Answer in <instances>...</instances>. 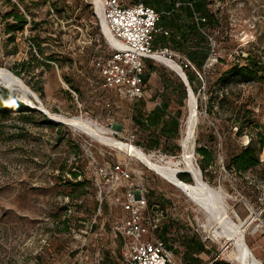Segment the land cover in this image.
I'll list each match as a JSON object with an SVG mask.
<instances>
[{"label": "rangeland", "instance_id": "374dc122", "mask_svg": "<svg viewBox=\"0 0 264 264\" xmlns=\"http://www.w3.org/2000/svg\"><path fill=\"white\" fill-rule=\"evenodd\" d=\"M122 1L132 4L137 0ZM206 1L208 18L204 21L211 22L198 23L199 15H195L197 31L192 33L188 48L180 50L170 38L164 44L181 54L173 57L182 65L190 58L189 52L197 51L198 56L209 50L203 84L196 79L192 86L200 120L194 146L189 145L188 150L200 168L196 148L204 144L212 149L215 162L202 171L204 179L223 190L233 219L247 222L244 240L264 262V229L260 228L264 223V213L260 215L264 148L258 146L263 160L245 172L236 173L227 166L230 157L251 137L258 142L257 133L264 135V74L248 82L237 77L217 80L233 62H246L248 55L264 70V0ZM13 4L30 22L23 30L8 32V22L14 20L5 14ZM95 5V0H0V67L20 80V85H15L0 76V85L12 91L7 98L14 95L31 109L20 118L0 117V264H125L120 238L113 232L128 214L116 201L125 191L122 188L112 194L105 182L108 192L102 199L97 185L87 182V177H93L95 183L96 176L105 181L108 165L117 160L131 162L134 176L149 190L147 196L168 209L163 221L169 225L170 245L182 262H194L198 257L199 264H211L215 259L218 264H237L227 258L235 247L234 240L225 233L220 241L214 240L206 212L182 189L126 149L104 144L80 128L51 118L53 113L91 116L122 142L133 133L148 154L184 165L185 83L172 68L153 59L154 72L149 74L144 106L137 108L115 88L104 85L96 55L107 49ZM212 40L218 59L206 65ZM32 54L36 66L30 71L19 63ZM15 70H20L21 76ZM158 103L167 104L166 116L178 117V135L166 138L159 128L135 120L141 115L145 118ZM233 111L239 113V121ZM241 123L245 126L238 135L237 125ZM73 170H79V179H85L86 186L73 183ZM239 193L247 197L254 210ZM200 243L208 247L205 252L197 247Z\"/></svg>", "mask_w": 264, "mask_h": 264}, {"label": "built area", "instance_id": "2783aa9c", "mask_svg": "<svg viewBox=\"0 0 264 264\" xmlns=\"http://www.w3.org/2000/svg\"><path fill=\"white\" fill-rule=\"evenodd\" d=\"M179 5L180 2H176V6ZM169 12L160 11L143 1L126 4L122 0H104L100 15L95 5V14L99 19V27L107 49L104 53L96 55L97 64L104 77V85L117 87L121 94L131 100L146 97L144 88L146 60L155 59L156 53L181 57L180 53L170 50L168 46L156 43L159 35L170 33V28L161 23L163 14ZM211 46V56L206 65L218 59L216 42L212 40ZM190 65L191 62L187 59L182 66L184 68ZM126 142H132L135 147L143 149L135 143L133 133L127 137ZM128 154L132 155L130 152ZM108 168L103 176L105 181L96 176L95 184L102 199L108 192L104 188L105 182L110 186L109 191L112 194H118L122 188L125 191L123 197L117 196L116 201L128 214L121 224L113 227L115 237L120 238L121 254L125 264H183L173 247L157 234V229L161 226L168 209L159 203L150 205L147 196L149 190L143 181L134 176L131 162L113 161ZM239 194L254 210L247 197ZM260 208L261 215L264 213V201H261ZM260 228L264 229V223H261Z\"/></svg>", "mask_w": 264, "mask_h": 264}, {"label": "trees", "instance_id": "16d2710c", "mask_svg": "<svg viewBox=\"0 0 264 264\" xmlns=\"http://www.w3.org/2000/svg\"><path fill=\"white\" fill-rule=\"evenodd\" d=\"M138 1H143L144 3L151 5L160 11H170L169 13H164L161 18V23L170 28V33L168 35H165V34L159 35L156 41V43L160 42V44H162L163 46H167L164 44V41L170 38L169 40L173 44L177 45L180 48V50L183 51L188 48L189 46L188 42L192 36V33L194 31H197L196 25L194 22L195 15H199V20H201V21H198V23L207 24L211 22L210 19L208 21L203 20V18L205 19L208 18L205 15L207 14L206 12L207 1L206 0H137L135 2H138ZM178 1L180 2V5L176 6V2ZM186 1L189 2L190 5H187ZM5 15L7 18L10 17L14 20L13 23L8 22V25H7L8 32H11L14 30H23L25 25H27L30 22L26 14L20 11L18 7L16 6V4H13V9L8 11ZM31 24H32V28H35L34 26L35 22L33 20H31ZM36 45L40 48L39 43H37ZM208 52L209 50L205 49L204 51L200 52L201 55H198V56H197V53H198L197 51L189 52L190 58H188V60L191 62L190 67H193V70L191 72L190 67H188L186 70V74L189 79V83L191 87L193 86V83L195 82L196 79L200 80L201 84H203V81H204L203 65L208 55ZM245 58H246V62L244 63L239 62V61L233 62V64L227 70L221 73V75L218 77L217 80H223L227 77L230 80L233 77H237L238 80L240 81L248 82V81L254 80L256 77H258V74L260 73L262 74L261 75L262 77L264 74V70L262 69L259 61L255 60L253 57H251V55H248ZM35 61H36V57L34 54H32L30 59L23 60L22 62L19 63V65H21L22 67H28V69L31 71L36 66L35 63H33ZM153 61H154L153 59L146 60V69L144 72V88L146 89V92L148 90L149 74L151 72H154V69H153L154 65L152 63ZM172 70L176 72L174 69ZM15 73L19 76H21L22 74L20 70H15ZM182 81L184 82L183 79ZM182 86H183V94L185 97L187 95V98H188L189 96L188 88H185L183 83H182ZM35 88L38 89V91H41L40 88H37V87ZM110 88H115V90L120 96H122L123 98L127 100H131L127 96L121 94L117 87H110ZM11 92L12 91L8 89L7 87L0 85V95H1L0 97V117H6V118H12V119L20 118L24 111L31 110V109L28 108L27 105H25L19 99H17L14 95L11 98H7V96H9ZM145 99L146 98H141V99L131 100V101L135 103L134 105H136L137 108H139V107L144 106ZM212 110H213L212 107H210V111ZM166 112H167V104L158 103L152 108V110L149 113L146 114L145 118H143L141 115L139 117H135V120L140 125H144V126L146 125L148 127L155 126L159 128L160 132L163 135H165L166 138L176 136L179 134V125H180L179 119L177 116L171 115V114L166 116ZM234 114H235L234 115L235 119L239 121L241 119L239 113L235 111ZM244 126L245 125H243L242 123L240 125H237L236 134L242 135ZM257 136L259 137L258 142H256V140L253 137H251L249 142L243 145L242 149L239 152L233 154L230 157L228 164H227L230 170H234L236 173L238 172L242 173L248 169H251L254 166H257L261 162L262 159L260 158V154H259L260 152H258V146L260 149L264 148V135H262V133H257ZM135 141L137 142V140ZM155 142L156 144H158L159 139H156ZM137 144L139 143L137 142ZM139 145L145 150V148L142 146L141 143ZM149 151H153V150H149ZM196 151L201 156V159L199 160L198 164L200 168L202 169V171L206 172L207 169L210 166H212L215 162L214 153L211 148H209L207 145H204V144H200L196 148ZM64 169L65 168L63 167L62 170ZM78 171L73 170L70 173L74 178L73 183L77 186L84 187L86 186V180L79 179V176H81V173ZM178 176L184 181L191 182L193 180L192 175H190L186 171L179 172ZM87 178H88L87 182H90L91 180V184H95L94 180H92L93 177H87ZM68 182H71V181H68ZM157 200L158 199H153L150 196H148V201L150 205L154 203H159ZM167 228H169V225H166L163 221L162 225L157 229V234L161 236L162 238H164L168 242L169 246L172 247L170 245V240L168 237L169 233L167 231ZM188 238L191 239L190 241V246H191L193 237L190 236ZM205 246L202 243H200L198 244L197 247L200 249V252H205L206 251ZM206 248L208 249L207 246ZM174 252H176L175 249H174ZM199 260L200 259L196 257L194 262L191 260H188L187 262L183 261V264L184 263L185 264H199L198 262ZM213 264H218V259H215Z\"/></svg>", "mask_w": 264, "mask_h": 264}, {"label": "bare ground", "instance_id": "6f19581e", "mask_svg": "<svg viewBox=\"0 0 264 264\" xmlns=\"http://www.w3.org/2000/svg\"><path fill=\"white\" fill-rule=\"evenodd\" d=\"M103 3L104 0H95L96 8L100 15H102ZM154 58L155 60L161 61L165 65L174 69L178 74L182 73L183 75H187L182 64L176 58L169 57L161 53L154 54ZM0 76L4 79H9L10 82L15 85H20V80L7 68L0 67ZM187 82L190 88V95L187 98V114L184 120L185 127L183 128V130H185L184 135L186 140L184 143L185 151L183 166H180V164L176 162L156 158L153 155L148 154V152L144 149L135 147L132 142H122L112 134L110 128L91 116H67L58 113H53V116L57 119L66 121L76 128L84 130L104 144H115L120 148L126 149L145 165L160 174L163 178L182 189L206 212L208 221L212 226L210 233L214 240L220 241V235L222 233H225L234 240L235 247L229 251L227 258L234 260L237 264H264V262L244 240V229L247 222H244L243 220L236 221L233 219L228 212V204L224 201L225 194L223 190L209 185L205 181L202 170L194 162L192 150H188L189 145L192 147L194 146L193 139L196 137L198 128L197 125L199 123L200 116L197 108V94L190 86L188 79ZM40 106L44 108L43 104ZM182 170H186L192 174V182L184 181L179 178L178 173Z\"/></svg>", "mask_w": 264, "mask_h": 264}, {"label": "water", "instance_id": "95a60500", "mask_svg": "<svg viewBox=\"0 0 264 264\" xmlns=\"http://www.w3.org/2000/svg\"><path fill=\"white\" fill-rule=\"evenodd\" d=\"M179 76L184 80L185 84L187 85V88H188V95H190V88H189V84H188V82H187V79H188L187 75H183L182 73H179ZM186 77H187V79H186ZM188 81H189V79H188ZM51 118H52L55 122L67 123V122L64 121V120L57 119V118H55V117H51ZM180 172H181V171H180ZM192 177H193V176H192ZM213 262H214V261H212L211 264H213Z\"/></svg>", "mask_w": 264, "mask_h": 264}]
</instances>
